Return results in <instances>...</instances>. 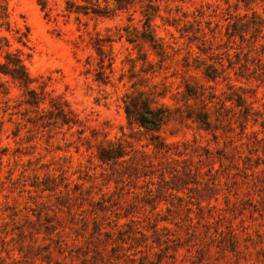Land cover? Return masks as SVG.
I'll return each instance as SVG.
<instances>
[{"label": "rangeland", "instance_id": "obj_1", "mask_svg": "<svg viewBox=\"0 0 264 264\" xmlns=\"http://www.w3.org/2000/svg\"><path fill=\"white\" fill-rule=\"evenodd\" d=\"M38 1L0 0L27 43L1 34L21 49L32 87L64 99L80 126L33 122L23 90L0 72V264H264V28L251 22L253 12L264 18V0H155L164 58L119 36L141 29L139 3L101 17ZM97 36L111 37L103 82ZM185 83L202 96L186 99ZM137 89L179 108L155 133L161 149L125 116L123 97ZM202 97L209 130L184 117ZM118 137L134 159L101 163L96 144ZM48 176L54 192L42 190Z\"/></svg>", "mask_w": 264, "mask_h": 264}, {"label": "trees", "instance_id": "obj_2", "mask_svg": "<svg viewBox=\"0 0 264 264\" xmlns=\"http://www.w3.org/2000/svg\"><path fill=\"white\" fill-rule=\"evenodd\" d=\"M239 1L249 3L253 0ZM38 3L42 9H45L47 5L46 0H40ZM137 3L142 7V10L140 11L143 16L141 29L139 30L136 27L129 28V26H125L123 28L124 34H120L119 36H124L129 43H136L137 40H141L142 42L147 43L158 57L164 58L167 56L166 45L155 36L151 21L159 8V4L156 3L155 0H64V9L67 13H72L76 16L79 14H93L101 17H110L117 11L129 10ZM253 14L254 18L251 22L256 25L255 28L263 29L264 18L257 16L254 12ZM25 29V31L13 29L8 20L6 7L0 4V50L3 51V62L0 64V72L5 76H8L13 82H16L23 90L22 95L24 98L22 102L28 106L27 108H32L37 113L33 122L34 120L40 121V124L45 126L66 125L69 128L80 126V121L64 99L45 91L43 85H39L38 88L32 87L35 78L28 72L21 49L17 48L15 50H10L9 37L5 34H1V31L14 33L13 37L15 41L21 46H25L28 38V29L27 27H25ZM238 35L242 37L241 33H238ZM110 42V36H97L93 43L96 54L99 56V67L101 69L97 72V78L102 82L104 81L102 77L104 76L102 69L104 61H108V66L112 64L110 50H106V46H108ZM140 58L145 60L146 56L143 54ZM215 72L216 68L205 67L204 74L209 79L214 80L216 78L217 75H215ZM184 88V94L187 96L186 99H189L190 97L199 98L202 96L200 91H197L195 87L190 86L188 83L184 84ZM0 90H3L2 92L6 91L2 84H0ZM203 97L201 99V103H203L201 104V108L195 112L191 109H187L184 117L193 119V121L198 123L200 128L209 130L211 121ZM241 102H243L242 97L238 98L237 96L234 104L235 106L242 105ZM123 103V110L128 122L136 124L145 131H149L152 135L147 145H151L153 149H161L162 144L165 143L160 142L159 135L155 133L159 131L165 122L172 118V113L179 108L172 110L168 105L157 103L153 101L146 91L140 89L126 93L123 97ZM242 115L246 118L250 117L253 122H257L258 113L250 111L247 106H243ZM261 122L264 127V120ZM134 152L135 149L132 146L131 141L124 137L104 139L96 144V157L101 163L105 164L116 165L123 163L126 160L132 161L134 159ZM142 167H145V165ZM132 168L133 171L139 170L138 166H133ZM160 175L161 180L165 181L164 172L160 173ZM61 177L63 176L61 175ZM41 184L43 185V191L48 190L54 192L58 188L56 177L48 176ZM67 186V183L64 182L63 187L66 188L65 192L70 190L67 189ZM74 187L76 189L79 188V184L75 183ZM81 192L82 191H80V193Z\"/></svg>", "mask_w": 264, "mask_h": 264}]
</instances>
